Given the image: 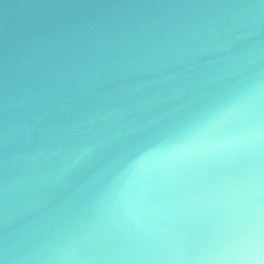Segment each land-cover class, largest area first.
Wrapping results in <instances>:
<instances>
[{"label":"water","instance_id":"1","mask_svg":"<svg viewBox=\"0 0 264 264\" xmlns=\"http://www.w3.org/2000/svg\"><path fill=\"white\" fill-rule=\"evenodd\" d=\"M264 231V0H0V264H217Z\"/></svg>","mask_w":264,"mask_h":264},{"label":"clouds","instance_id":"2","mask_svg":"<svg viewBox=\"0 0 264 264\" xmlns=\"http://www.w3.org/2000/svg\"><path fill=\"white\" fill-rule=\"evenodd\" d=\"M231 250L243 251V258L221 260L217 264H264V231L251 222L237 223Z\"/></svg>","mask_w":264,"mask_h":264},{"label":"snow or ice","instance_id":"3","mask_svg":"<svg viewBox=\"0 0 264 264\" xmlns=\"http://www.w3.org/2000/svg\"><path fill=\"white\" fill-rule=\"evenodd\" d=\"M243 255H244V252H243V251H237V252H236V258H237V259H241V258H243Z\"/></svg>","mask_w":264,"mask_h":264}]
</instances>
